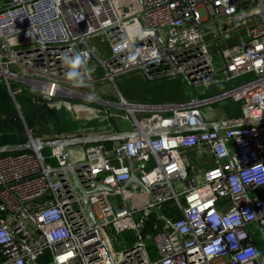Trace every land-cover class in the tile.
I'll return each instance as SVG.
<instances>
[{"label":"built area","instance_id":"1","mask_svg":"<svg viewBox=\"0 0 264 264\" xmlns=\"http://www.w3.org/2000/svg\"><path fill=\"white\" fill-rule=\"evenodd\" d=\"M0 3V86L18 107L23 87L37 94L33 103L52 108L72 99L97 102L117 112L105 116L109 132L124 123L133 132L148 124L205 125L203 109L227 101L264 119V0ZM231 34L237 44L218 46ZM65 53L87 54L83 86L66 80ZM136 72L151 84L182 79L193 96L147 105L121 94L118 101H89L82 92ZM27 137L34 139L30 130ZM204 149L212 166L198 170L183 153ZM71 156L52 149L55 165L37 151L0 156V264H264L257 246L264 238V124L143 135ZM133 175L141 186L124 188ZM169 203L179 219L166 214ZM108 228L131 235L132 245L114 251Z\"/></svg>","mask_w":264,"mask_h":264},{"label":"rangeland","instance_id":"2","mask_svg":"<svg viewBox=\"0 0 264 264\" xmlns=\"http://www.w3.org/2000/svg\"><path fill=\"white\" fill-rule=\"evenodd\" d=\"M1 4V3H0ZM202 14L204 15V12L202 11ZM227 38H231L228 42L222 40L221 43L218 46H233L237 44V42L240 40L239 37L236 36V34H231ZM100 40L99 38H96L92 40V43L98 47ZM220 49V48H219ZM213 54V53H212ZM214 63L217 66L218 64L221 65L222 62L220 58L213 54ZM102 76V73H99V77ZM177 81V80H173ZM183 90L181 83H176L172 81H166V82H160V83H152L150 84L145 77L141 73H132L127 76L121 77L115 81V83H104L100 86H98L96 89H86L82 92L85 94L94 93L96 98L102 99V100H110V99H119V94H121L127 101L136 103V104H147V105H154V104H160L165 103L169 104L172 102L180 101L179 99L185 98L186 94H182L180 91ZM188 93H190L193 96V92L190 88L187 90ZM185 91V93H187ZM198 95L201 94V91L196 92ZM71 101L74 102H68L66 105H58L55 108L54 118H49L48 120V128L53 127L51 132L48 134L46 133V137H56V138H63L67 135L70 136H87V135H99V132H109L107 125L105 124V121L110 111L108 107L100 104V103H92V102H84L78 99H72ZM221 104L219 105H213L207 108L203 109V113L207 115L208 117H213L214 115H220L221 114ZM79 109V113H75V109ZM121 116L124 115V112L119 113ZM21 116L24 118L23 113L21 112ZM78 121H76V119ZM75 120V123H74ZM25 124V123H23ZM72 126V128L70 127ZM118 125V124H117ZM67 126L68 132H64V127ZM125 130H130V126L127 123H124ZM47 128V129H48ZM45 129L44 132H47L48 130ZM62 130L61 135L59 136L56 134L57 130ZM1 136V134H0ZM76 148V149H75ZM75 148H69L68 152L71 153V151L77 152V155L79 158L83 154V148L84 147H75ZM77 150V151H76ZM75 155V154H74ZM72 160H75L74 156H71ZM166 211L174 209V206L172 203L167 204V207H165ZM109 237L111 238L114 246H118L120 248H116L117 250H124L129 248L131 243V237L127 236L126 234L119 235V237H116V234H113L111 230H108ZM258 240H262V236L259 235L257 237ZM150 245H153V242H149ZM43 261H50L49 256H44Z\"/></svg>","mask_w":264,"mask_h":264},{"label":"water","instance_id":"3","mask_svg":"<svg viewBox=\"0 0 264 264\" xmlns=\"http://www.w3.org/2000/svg\"><path fill=\"white\" fill-rule=\"evenodd\" d=\"M40 103L42 104V100L40 99ZM48 110L52 111L49 106L45 105ZM18 109V115L11 118V121L14 125H17L18 121L22 120L24 123V120L21 116V112H19ZM243 118L237 119V120H228L225 122H217L212 124H205L200 125L197 127H185V128H164V129H158L154 130L152 128V124H148L143 132H133V131H118L114 130L113 132L109 133H101L99 135H87V136H66L63 138H58L54 140H41V139H33L23 144H12V145H3L0 146V156L3 155H11V154H21V153H31L34 151H37L39 153H42L45 150H52V149H59L62 154L66 155L67 150L69 148L73 147H84V146H90V145H97V144H107V143H118L123 142L131 138H139L143 135L149 136V137H158L163 135H177V134H188V133H200L204 131H217L220 129H228V128H238V127H246V126H254V125H262L264 124V119L262 120H254L250 118L248 115H246V110H243ZM26 133L29 132V129L25 127ZM70 164V161H68ZM72 175L74 176V179L76 181V184L78 186V189L82 195H84V190L81 188V185L76 177V174L74 171H72ZM132 185H140L141 182L139 179L136 178V176H132L129 182H127L124 186V188H128ZM98 190H103L101 186L97 188ZM86 207L88 209V212L90 213L94 223H96V218L94 216V213L92 211L91 206L86 201Z\"/></svg>","mask_w":264,"mask_h":264},{"label":"trees","instance_id":"4","mask_svg":"<svg viewBox=\"0 0 264 264\" xmlns=\"http://www.w3.org/2000/svg\"><path fill=\"white\" fill-rule=\"evenodd\" d=\"M173 81V80H169ZM166 82V81H164ZM18 87L17 85H15ZM183 90L181 89L182 94H186V83L182 84ZM36 94V93H35ZM34 95L29 89H25L22 96L17 98V102L20 105L21 112L24 115L25 124L22 121H18L17 125H14L11 121L12 117L18 115L17 110L12 102L10 95L7 90L0 86V146L3 145H12V144H23L27 142V136L25 131V126L30 130L34 139L41 140H54L58 139L56 137H46V133H50L54 128H48L49 118H54L55 115L53 112L55 110L50 107V110L44 104L33 103L31 96ZM37 95V94H36ZM240 105V104H239ZM56 113V112H55ZM48 126V127H47ZM48 128V129H47ZM47 129V132H44ZM64 132H67L66 126L64 127ZM62 130H57L56 134L61 135ZM105 146L108 149H111L113 144L107 143ZM25 154V153H21ZM16 155V154H14ZM42 156L45 162L49 165H55L56 161L51 158V150H45L42 152ZM167 207V205H166ZM166 214H170L174 219H179L180 215L175 213L174 209L169 211L165 209ZM155 222V217L153 216L150 220L149 227L151 228L152 223Z\"/></svg>","mask_w":264,"mask_h":264},{"label":"crops","instance_id":"5","mask_svg":"<svg viewBox=\"0 0 264 264\" xmlns=\"http://www.w3.org/2000/svg\"><path fill=\"white\" fill-rule=\"evenodd\" d=\"M226 47H230V46H223V48H226ZM212 52L214 53V54H216L215 52H216V48L214 47V49L212 50ZM177 81H172L173 83L174 82H176V83H181V84H183L185 81L184 80H182V79H176ZM186 83V82H185ZM151 84V83H150ZM186 85H187V87H186V90H188V88H189V86H188V84L186 83ZM24 88V90L25 89H29L34 95H32L31 96V100H32V98H35V97H37V95L35 94V92L34 91H32L30 88H28V87H23ZM6 89V88H5ZM7 90V89H6ZM84 90H86V89H82V91H84ZM7 92H8V90H7ZM8 94H9V92H8ZM10 95V94H9ZM11 97V96H10ZM189 98H192V95L190 94V93H186V96H185V98H182V99H179L180 101H176V102H172V103H169V104H177V103H181V102H183V101H185V100H188ZM11 99H12V97H11ZM110 100H112V101H118V100H115V99H110ZM12 102H13V104H14V106H15V108H16V110H17V113H18V109H17V105H16V103L14 102V100L12 99ZM33 102V101H32ZM69 102H74V101H71V100H69ZM18 103V102H17ZM132 103V102H131ZM134 104H136V103H134ZM162 104H165V103H160V104H154V105H162ZM217 105H219V104H217ZM221 114L220 115H214L212 118L211 117H209L208 118V120H207V122H208V124H212V123H217V122H225V121H228V120H237V119H241V118H243V111H242V108H241V106L239 105V104H237V103H234V102H232V101H227V102H223V103H221ZM19 107H20V105H19ZM18 107V108H19ZM19 112H21V109L19 108ZM108 111H110L111 113H109V114H112V113H117V112H115L113 109H107ZM120 115V114H119ZM23 118V117H22ZM76 119V121H78L77 120V118H75ZM23 120H24V118H23ZM20 121H22V120H20ZM118 122H121V120H119ZM22 123H23V121H22ZM24 123H25V121H24ZM74 123H75V120H74ZM26 127V126H25ZM70 127L72 128V126L70 125ZM68 127L66 126V129H67ZM119 131H124L125 129L122 127V125L121 124H119ZM25 131H26V129H25ZM126 131V130H125ZM67 132H68V130H67ZM26 136H27V133H26ZM67 136H70V135H67ZM27 139H28V137H27ZM28 141V140H27ZM73 148H75V147H73ZM76 149V148H75ZM68 151V150H67ZM77 151V150H76ZM70 153V152H69ZM72 156H74L76 159H78V155H77V152H75V151H71V153H70ZM75 154V155H74ZM183 155H184V157L190 162V164L192 165V166H194L195 168H197L198 170H207V169H209L211 166H212V158H211V155L209 154V152L207 151V150H200V151H198V150H193V151H186V152H184L183 153ZM257 229V228H256ZM108 230H111L112 232H113V234H116L115 233V231L112 229V228H108L107 230H106V232H107V237H108V239H109V243H110V245H111V247H112V249L114 250V251H118L117 249L118 248H120V247H116V246H114V244H113V242H112V240H111V238L109 237V233H108ZM127 236H130L131 237V243L133 242V238H132V236L131 235H127ZM262 236V235H261ZM116 237H119V235H117L116 234ZM262 238H263V236H262ZM257 246H258V249H259V251H261V252H263L264 251V238L261 240H258L257 239ZM117 248V249H116ZM264 253V252H263Z\"/></svg>","mask_w":264,"mask_h":264},{"label":"clouds","instance_id":"6","mask_svg":"<svg viewBox=\"0 0 264 264\" xmlns=\"http://www.w3.org/2000/svg\"><path fill=\"white\" fill-rule=\"evenodd\" d=\"M87 54H68L65 53L62 56V63L66 66L67 71L65 73V78L67 81L71 82L73 86L80 87L85 84L86 73L82 72V66L86 63L85 56ZM87 100L92 101L95 99V94L90 93L87 97ZM209 252H212L213 249L209 248ZM215 251L219 252L220 248L217 247ZM258 255V254H257Z\"/></svg>","mask_w":264,"mask_h":264}]
</instances>
